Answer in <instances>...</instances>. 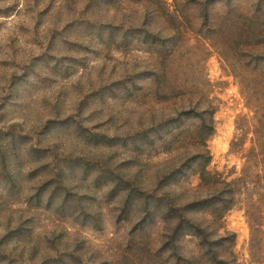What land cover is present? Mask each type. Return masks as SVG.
Listing matches in <instances>:
<instances>
[{"label": "rangeland", "instance_id": "374dc122", "mask_svg": "<svg viewBox=\"0 0 264 264\" xmlns=\"http://www.w3.org/2000/svg\"><path fill=\"white\" fill-rule=\"evenodd\" d=\"M0 264H264V0H0Z\"/></svg>", "mask_w": 264, "mask_h": 264}, {"label": "trees", "instance_id": "16d2710c", "mask_svg": "<svg viewBox=\"0 0 264 264\" xmlns=\"http://www.w3.org/2000/svg\"><path fill=\"white\" fill-rule=\"evenodd\" d=\"M210 109V108H209ZM202 113H205V112H202ZM200 117V119H201V121H202V125H200V127L199 128H204V127H209V126H207V125H210L211 124V120L209 121V120H207V118L204 116V115H200L199 116ZM202 141H203V138H202ZM199 171H201V176H202V174H204L205 173V167H202L201 168V170H199ZM200 176V177H201ZM202 205H204L203 203H201V201H198V200H195V201H193V202H191L190 204H189V206L190 207H194V208H192V210L194 209V210H198V209H201V207H202ZM183 223H178V225H177V229H180L181 228V225H182ZM187 224H190V225H187V226H182V229H183V231H186V230H184V229H187V228H189V227H194L195 228V233H196V230L198 231L196 234L197 235H200L201 233H203L202 232V230H201V226H199V225H197V224H194V223H191L190 221H187ZM201 232V233H200ZM205 238H206V235H205ZM209 245L211 246V245H213V241L212 240H210L209 242ZM213 263H217L216 261H215V259H213Z\"/></svg>", "mask_w": 264, "mask_h": 264}]
</instances>
